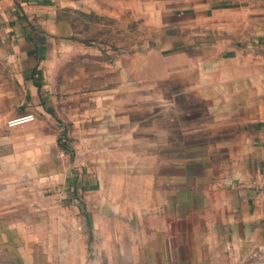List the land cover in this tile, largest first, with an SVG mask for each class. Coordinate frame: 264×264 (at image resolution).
Instances as JSON below:
<instances>
[{
    "label": "crops",
    "instance_id": "0c3cea01",
    "mask_svg": "<svg viewBox=\"0 0 264 264\" xmlns=\"http://www.w3.org/2000/svg\"><path fill=\"white\" fill-rule=\"evenodd\" d=\"M107 20L130 37L109 56L78 37ZM176 126L231 144L192 231L189 213L174 229V185L116 178L157 174ZM84 254L264 264V0H0V264Z\"/></svg>",
    "mask_w": 264,
    "mask_h": 264
},
{
    "label": "rangeland",
    "instance_id": "374dc122",
    "mask_svg": "<svg viewBox=\"0 0 264 264\" xmlns=\"http://www.w3.org/2000/svg\"><path fill=\"white\" fill-rule=\"evenodd\" d=\"M103 23L105 24L103 28L110 27L111 29L104 31L100 29L94 32H87L83 29V26L80 25L78 37L85 38L87 36H94L96 44L101 41H107V38H109L111 42L110 47L99 46L100 50L109 56L110 54L113 55L120 49L119 46L116 45L119 43L118 38L128 37L127 40H130V37L129 34L123 35L116 32L113 29L114 24H112V22L107 20ZM120 43H122V41ZM108 50H110L109 54L107 52ZM174 131L176 136L173 145V156L162 161V164L157 168V174L155 173V175L152 176L149 174H142L141 172H137L141 171V169H138L131 176H128L126 173L124 176L116 175V178L120 179L119 181L129 182L131 184H140L150 181L154 183L156 181L174 185L175 206L173 207V212L176 217L174 229L176 231L188 230L186 221L177 219V217L189 213L191 217L190 230L192 231L195 229L194 227L199 224L200 216L208 213V210L205 208L204 192L201 190L208 189L211 194L212 189L209 187L225 176L226 166L231 162L229 158L231 144L226 140L220 141L218 135L215 134V130L213 129L196 131L189 135H185L182 134L176 126ZM87 180L89 182H96L98 181V176L88 173ZM74 182H78V179H75ZM80 182L81 181L79 180V183ZM67 183L71 182L67 180L65 181V184ZM82 201L84 202V200ZM165 209L164 204H158V214H165ZM86 212L85 209V213ZM80 219H82L80 228H82L87 235L88 230L91 229L92 231L93 227L86 224L85 215L80 216ZM163 220L164 219L157 217V225L160 229H164V224H162ZM134 227L135 226H132L133 230ZM84 241L90 246L93 243V238L87 237ZM116 257L122 264H135V262L144 258L142 255L135 254H125ZM19 262H21V260ZM80 262L81 264H99L101 262V256L97 254H84L80 257ZM57 263H59V261H57ZM177 264H182V260L177 262Z\"/></svg>",
    "mask_w": 264,
    "mask_h": 264
},
{
    "label": "built area",
    "instance_id": "2783aa9c",
    "mask_svg": "<svg viewBox=\"0 0 264 264\" xmlns=\"http://www.w3.org/2000/svg\"><path fill=\"white\" fill-rule=\"evenodd\" d=\"M34 119H35V115L33 113H30V114H26V115L11 119L9 121V125L10 126H15V125H18V124H23L25 122L32 121Z\"/></svg>",
    "mask_w": 264,
    "mask_h": 264
},
{
    "label": "trees",
    "instance_id": "16d2710c",
    "mask_svg": "<svg viewBox=\"0 0 264 264\" xmlns=\"http://www.w3.org/2000/svg\"><path fill=\"white\" fill-rule=\"evenodd\" d=\"M61 145H62L63 148H67L68 149V145L66 144V142L62 141Z\"/></svg>",
    "mask_w": 264,
    "mask_h": 264
}]
</instances>
